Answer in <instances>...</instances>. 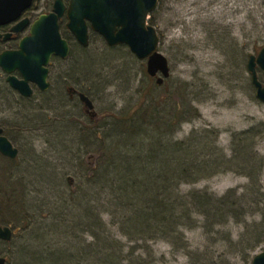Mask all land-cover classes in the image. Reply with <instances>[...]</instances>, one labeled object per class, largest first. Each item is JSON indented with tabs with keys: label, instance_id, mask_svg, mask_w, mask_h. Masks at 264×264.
<instances>
[{
	"label": "rangeland",
	"instance_id": "rangeland-1",
	"mask_svg": "<svg viewBox=\"0 0 264 264\" xmlns=\"http://www.w3.org/2000/svg\"><path fill=\"white\" fill-rule=\"evenodd\" d=\"M52 2L35 0L36 12L50 9ZM148 24L170 67L160 85L146 73V60L126 46L110 48L91 33L88 47L82 48L63 22L59 28L69 54L51 58L44 93L36 90L31 98H21L7 87L0 69V125L18 149L14 161L0 156V225L19 223L10 242L0 241L6 264H94V238L75 217L70 193L96 165L100 134L111 133L113 142L117 121L142 115V103L158 101L166 114L180 92L196 116L171 137L182 140L194 130L213 129L216 146L230 162L224 172L178 190H205L217 197L234 190L243 197L239 219L216 228L218 234H205L196 217L193 228L182 229L185 242L175 249L164 240L128 242L102 212L106 236L119 241L125 255L149 254L146 264H190V252L210 255L208 264H251L264 250V239L250 248L264 236V103L255 97L246 68L249 56L264 47V0H158ZM257 76L264 83L259 67ZM69 87L91 99L93 118L77 96L70 99ZM22 246L44 256V262L21 263L16 258ZM105 246L103 252L109 251Z\"/></svg>",
	"mask_w": 264,
	"mask_h": 264
},
{
	"label": "trees",
	"instance_id": "trees-1",
	"mask_svg": "<svg viewBox=\"0 0 264 264\" xmlns=\"http://www.w3.org/2000/svg\"><path fill=\"white\" fill-rule=\"evenodd\" d=\"M177 96L179 101H175L166 114L160 112L158 101L142 103V115L137 116V120L132 117L117 121L121 123L114 126L118 131L114 133L113 142L111 133L100 134L96 165L90 168V176H81L76 190L70 193L78 212L75 217L81 226H87L94 238L97 247L94 264L148 263L149 254L146 258L134 256L133 252L125 255L122 244L106 236L109 229L102 220V212L128 242L164 240L175 249L185 242L182 229L193 228L196 217L201 219L205 234H218L220 231L216 228L231 219L238 220L242 213L243 197H236L234 190L220 197L205 190L179 192L181 184L195 183L224 172L230 161L216 146L218 132L213 129L194 130L182 140L171 137L183 122L196 116L188 96L183 92ZM90 219L93 225L87 224ZM8 224L19 229V223ZM263 239L264 236L259 237L250 248L254 249ZM105 245L110 248L103 252ZM25 250L19 247L16 259L44 262L41 254ZM187 256L190 264L211 261L207 254L197 257L190 252Z\"/></svg>",
	"mask_w": 264,
	"mask_h": 264
},
{
	"label": "water",
	"instance_id": "water-1",
	"mask_svg": "<svg viewBox=\"0 0 264 264\" xmlns=\"http://www.w3.org/2000/svg\"><path fill=\"white\" fill-rule=\"evenodd\" d=\"M32 3L33 0H0V26L14 22ZM157 3L158 0H68L65 6L61 0H55L52 11L40 15L31 24L28 35L19 41L16 50L0 54V68L7 74L6 82L26 97L32 94L30 83L41 91L49 88L51 58H67L69 54V44L61 36L58 24L65 17V28L79 46L88 47L89 31L100 36L110 48L126 46L136 58L146 60V73L154 77L157 84H162L170 74V67L167 58L158 52L156 30L148 24ZM27 22L21 20L11 31L21 32ZM257 67L264 70V47L256 56L250 55L246 64L255 97L264 103V83L258 79ZM78 97L85 113L93 118L91 99L82 92ZM2 132L0 126V154L9 159L17 158L18 149ZM11 238V229L0 226V240L9 242ZM0 264H6L3 257ZM251 264H264V250L253 256Z\"/></svg>",
	"mask_w": 264,
	"mask_h": 264
},
{
	"label": "flooded vegetation",
	"instance_id": "flooded-vegetation-1",
	"mask_svg": "<svg viewBox=\"0 0 264 264\" xmlns=\"http://www.w3.org/2000/svg\"><path fill=\"white\" fill-rule=\"evenodd\" d=\"M54 1L55 0H53V2H52V5H51V8L50 9H48V10H45V11H39V12H36V8H37V6L36 5H34L35 4V0H33V3H32V5H31V7L28 9V10H26L25 12H23L21 15H20V17L18 18V19H16L14 22H11V23H8L7 25H2V26H0V54L2 53V52H4V51H14V50H16L17 48H18V43H19V41L23 38V37H25V36H27L28 35V31H29V28H30V26H31V24L40 16V15H42V14H49L51 11H52V6H53V3H54ZM62 2H63V4L65 5V6H67V4H68V1L67 0H61ZM24 19H26V20H28V22H27V25L25 26V28L21 31V32H19V33H14V32H12L11 31V29H12V27H14V26H16L21 20H24ZM66 23V19H65V17H63V18H61L60 20H59V22H58V24H59V26H60V24L61 23ZM91 33H93V32H91V31H89L88 32V36L91 34ZM93 34H95V33H93ZM97 35V34H96ZM6 36H8V37H6ZM89 45V44H88ZM1 69V68H0ZM1 74H2V76L4 77V82L6 83V85H7V87L8 88H10L11 90H13V91H15L21 98H25V99H29V98H31V96L34 94V92L37 90V91H39V92H41V93H44L45 91H41V90H39L37 87H36V85L34 84V83H30V86H31V88H32V94L29 96V97H26V96H23V95H21V94H19L18 93V91H16V90H14V89H12L9 85H8V83L6 82V76H7V74L5 73V72H3L2 70H1ZM15 75H17L18 76V74H17V72H15L14 73ZM19 77V76H18ZM68 91H69V97H70V99H72L73 97H75V96H77L78 97V93L79 92H81V91H78V90H76V89H74V88H72V87H69L68 88ZM83 93V92H82ZM78 99H79V97H78ZM80 101V100H79ZM83 111H84V108H83ZM84 113H85V111H84ZM86 114V113H85ZM1 126V125H0ZM2 128V127H1ZM2 130H3V128H2ZM2 135H4V131L2 132ZM5 136V135H4ZM6 137V136H5ZM11 142V141H10ZM12 143V142H11ZM0 156H2L1 154H0ZM3 158H5V159H7V160H9V161H14L15 159H9V158H7V157H4V156H2ZM18 157V156H17ZM1 227H4V226H7V227H9L10 229H11V233H12V238H11V240L13 239V237H14V235H15V232H16V230H15V228H13L11 225H0ZM10 240V241H11ZM1 241V240H0ZM9 241V242H10ZM2 242H4V241H2ZM6 243H8V242H6ZM5 259V258H4ZM5 263H6V259H5Z\"/></svg>",
	"mask_w": 264,
	"mask_h": 264
}]
</instances>
